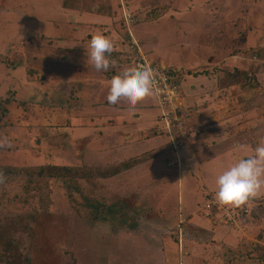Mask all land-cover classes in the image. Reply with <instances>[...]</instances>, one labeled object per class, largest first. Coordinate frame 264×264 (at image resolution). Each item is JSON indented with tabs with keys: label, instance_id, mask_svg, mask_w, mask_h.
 Instances as JSON below:
<instances>
[{
	"label": "rangeland",
	"instance_id": "374dc122",
	"mask_svg": "<svg viewBox=\"0 0 264 264\" xmlns=\"http://www.w3.org/2000/svg\"><path fill=\"white\" fill-rule=\"evenodd\" d=\"M96 1L98 17L113 9V25L98 34L107 32L115 43L109 69L94 78L110 81L137 68L141 57L170 69L181 87L174 127L187 141L177 143L176 130L162 132L183 151L162 146L132 165L108 162L111 150H86L74 136L86 124L81 117L90 115L81 114L88 105L84 75L97 70L71 43H59L73 38L74 29L60 6L20 0L19 11L0 0V214L26 231L15 237L21 251L15 260L0 264H264V190L239 206L214 199L216 177L240 156L254 155L264 138V0ZM72 2L65 0V8ZM97 29H89V38ZM132 41L141 52H133ZM241 73L257 86H244ZM237 144L248 145L247 153L234 151ZM166 153L169 176L145 173V179L131 171ZM189 162L199 165L178 179V168ZM129 176L141 186L129 185Z\"/></svg>",
	"mask_w": 264,
	"mask_h": 264
},
{
	"label": "crops",
	"instance_id": "0c3cea01",
	"mask_svg": "<svg viewBox=\"0 0 264 264\" xmlns=\"http://www.w3.org/2000/svg\"><path fill=\"white\" fill-rule=\"evenodd\" d=\"M7 3L11 6L17 7V10L20 11L19 6H22L20 0H6ZM73 2L65 8V0H58L57 5L50 4L49 2L43 0L44 4H47L44 7H59L60 16L65 20L66 24L70 25L74 29L73 38L65 37L60 38V42H64L67 44H70V46H73L72 48H75V50L78 49V51L81 53V56H78L82 59H86V50L79 49L77 46L80 44L82 46H85V48L88 45V42L91 38L88 35L90 33V28H99L97 30L92 31V35L98 34L103 29L105 30L106 27L111 24L113 25V20L111 18V15L113 13V4L110 5V12H107L105 15H109L106 17H101L97 15L99 14V8L97 6L96 0H72ZM95 1V2H94ZM19 4V6L17 5ZM39 6V5H37ZM101 14V13H100ZM87 18H91L89 21ZM51 18H46L45 20L49 22ZM102 19V23L98 22L97 20ZM101 23V24H100ZM83 28H85V32H80ZM88 28V29H86ZM103 34H107L110 41L112 42V45L115 43L111 38L114 36H110L107 32H104ZM77 39H82L81 42L77 41ZM67 47V48H70ZM156 61V60H155ZM157 62V61H156ZM158 63V62H157ZM158 65H161V63H158ZM93 69V68H92ZM164 69V68H163ZM166 70V69H165ZM167 72H170V69L166 70ZM86 78V82L84 85V92L86 94V100L88 101V105L84 106V109L82 110L81 114H84L83 112L88 110L90 111L89 119L87 117H81L82 121L86 123L83 125L81 129L76 130V136H74L75 140H77L79 143L85 144V149L89 150V147L93 149V146L95 145L93 150H97L99 154H104L111 150L113 151L115 157H110L108 162L113 159L114 165H119L122 161L124 164H133L131 161L138 160L136 157L141 155L149 154L153 149L160 148V147H168L170 152H174L176 155H179L181 151H183V148L174 149L171 145V139L167 137L166 135H161L163 125L159 122L161 111L158 105V99L154 91H152V94L147 97L143 102L138 103L134 107L125 108L123 103L118 105H109L107 103L106 97L108 94L109 89V80L105 81L103 78H99V80H96L94 77L99 76L98 71H92L87 72L86 75H84ZM56 82V81H55ZM57 83V82H56ZM60 83V82H59ZM58 83V84H59ZM108 83V84H107ZM57 84V85H58ZM87 86V87H85ZM97 94V96H95ZM151 98L154 101V105H150ZM68 100H66L67 102ZM143 103V104H142ZM61 107H67L65 105ZM94 110V115H93ZM147 110H152L154 113H156V117L153 116L151 112H148ZM153 123H155L153 125ZM143 125L138 129V126ZM159 125L162 126L160 128L161 132H155L154 129L159 127ZM137 126V127H136ZM148 128V129H147ZM138 129V130H137ZM144 130L142 133L141 131ZM152 130V131H151ZM150 131V136H149ZM135 132H137L135 134ZM152 135V136H151ZM156 140H164L163 143H160V145L154 144ZM157 146V147H156ZM159 146V147H158ZM128 153H133V155H129ZM128 154V155H127ZM164 157H170L169 153L162 155V160H154V162L150 163L149 166L145 169H143L142 166H139V164H136L133 166L131 171H136V174L141 177L145 178V173H147L151 179L154 178H163L164 176H169L167 168L171 167L169 165H166L165 163H162L164 160ZM202 157V156H200ZM120 160V161H119ZM171 162L170 159H166V161ZM176 163V162H175ZM189 165H185L181 168H178V179H184L183 173L185 171V168L192 167V166H198L199 163L193 162V163H187ZM162 166V167H160ZM201 166V165H200ZM135 167V168H134ZM129 168V167H128ZM196 168V167H194ZM181 171V172H180ZM116 176V174H115ZM115 176H112V180L115 179ZM124 175H121V177ZM129 176L128 178V184L132 186H141L139 184V179H132ZM122 180V179H121ZM182 180H179V188L185 187V184L182 182ZM115 181L119 182V177L115 179ZM114 182V181H113ZM113 182L104 183V186L113 184ZM123 182L121 181V184ZM155 187L157 188L156 184ZM166 188V187H165ZM161 191L164 190L162 187L160 189ZM164 195V200H167V193ZM157 199L159 198L158 195H155ZM156 201V200H155ZM135 202L142 203L143 201L140 199H136ZM145 202L150 203L149 199H145ZM161 203L162 201H157ZM167 202V201H166ZM183 202L179 198V217L183 216ZM210 205H213V203H209ZM193 206V205H192ZM196 206V205H194ZM193 206V208H194ZM206 208V207H205ZM176 210V208H174ZM198 209V207H197ZM197 209L195 211H197ZM207 210V209H206ZM211 212V211H208ZM194 213V212H193ZM181 214V215H180ZM218 220H220V217L217 216ZM228 224V223H227ZM211 230V229H210ZM217 230V228H216ZM216 230L214 232H216Z\"/></svg>",
	"mask_w": 264,
	"mask_h": 264
},
{
	"label": "clouds",
	"instance_id": "9594fccd",
	"mask_svg": "<svg viewBox=\"0 0 264 264\" xmlns=\"http://www.w3.org/2000/svg\"><path fill=\"white\" fill-rule=\"evenodd\" d=\"M112 42L103 34H95L88 42L86 63L97 71H107ZM153 73L147 66L129 68L109 81L106 97L109 105L125 103L131 107L144 101L153 91ZM248 145L237 144L234 151L247 153ZM254 155L240 156L216 177L214 199L224 206H239L264 190V138L253 149Z\"/></svg>",
	"mask_w": 264,
	"mask_h": 264
},
{
	"label": "built area",
	"instance_id": "2783aa9c",
	"mask_svg": "<svg viewBox=\"0 0 264 264\" xmlns=\"http://www.w3.org/2000/svg\"><path fill=\"white\" fill-rule=\"evenodd\" d=\"M127 19H130V16H127ZM131 38H133L131 36ZM132 43V44H131ZM130 43L131 49H133L134 53L135 51L141 52L138 48V43L135 41H132ZM139 63L137 64V68L147 66L152 70V72H155V75H153L154 85H153V91L155 92L157 99H158V105L161 111V116L159 122L163 125L162 131L170 134L174 130H176L179 133L180 140L177 141V143H180V141H184V145L187 141L186 136L184 139H182V129L179 130L178 127H174V125H177L178 119L176 118L177 114L174 113V110L176 111L178 108V105L180 104V86L176 83H172L170 80V74L165 69H162L161 66H155L154 63L148 62L144 57L138 59ZM150 63V64H149ZM160 81L162 82V85L158 86L156 83ZM182 117V114H181ZM183 125V122H182ZM185 126V122H184ZM186 127V126H185ZM179 131H178V130ZM169 137L168 135H166ZM182 136V137H181ZM171 145L174 149H178L179 147L175 146L174 141L171 140ZM183 147V146H182ZM209 209L210 206H207Z\"/></svg>",
	"mask_w": 264,
	"mask_h": 264
},
{
	"label": "trees",
	"instance_id": "16d2710c",
	"mask_svg": "<svg viewBox=\"0 0 264 264\" xmlns=\"http://www.w3.org/2000/svg\"><path fill=\"white\" fill-rule=\"evenodd\" d=\"M157 63V62H156ZM155 65V63H154ZM238 72L234 73V74H229L228 78H236ZM170 74V72H169ZM242 75L244 74L245 78V82H244V86H249L251 88L256 87L257 83L255 82L256 80L253 78H250L249 75H245V73H241ZM180 77V75H178ZM170 80L172 83H176L179 85L178 83V78H174L170 75ZM242 80V77L240 76V78L238 79V81L236 82V84H240ZM234 81V80H233ZM180 86V85H179ZM181 88V87H180ZM45 167L41 168V172L45 171ZM5 181V176H2V170H0V182ZM2 196H0V208H1V204H2V200H1ZM1 212V211H0ZM4 222V223H3ZM17 225V226H16ZM9 224L8 220H3V215L0 214V263H4V262H11L12 260L14 261L16 258L17 253L21 252L18 245L16 244V235L22 232H26L24 231V229L19 230L18 225L19 224ZM22 256V255H21Z\"/></svg>",
	"mask_w": 264,
	"mask_h": 264
}]
</instances>
